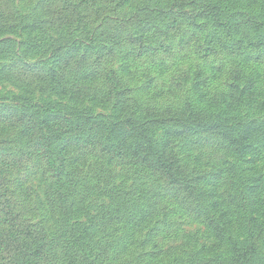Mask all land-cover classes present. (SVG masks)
<instances>
[{"label":"rangeland","instance_id":"obj_1","mask_svg":"<svg viewBox=\"0 0 264 264\" xmlns=\"http://www.w3.org/2000/svg\"><path fill=\"white\" fill-rule=\"evenodd\" d=\"M12 1L28 16L40 0ZM247 3L222 0V27L208 16L195 30L216 33L221 46L237 50L241 41V54L223 46L205 53V41L180 36L194 28L188 21L191 27L177 28L170 42L184 47L130 62L127 52L151 38L135 26L114 30L118 42L97 43L106 50L84 46L71 56L73 50L51 51L35 35L1 29L14 26L12 21L0 23V264H264V129L252 133L250 149L242 142L246 151L240 153L232 141L233 152L220 147L226 142L210 131L188 130L195 127L196 112L264 125L263 30L247 28L249 38H240L234 24L227 25L233 14L264 13ZM127 10L122 6L118 13ZM235 69L253 80L254 96L243 97L244 82L237 83V103L227 113L217 95L229 93ZM90 71L87 83L83 75ZM89 91L108 93L109 100L122 93L125 113L115 100L92 105L71 98ZM76 109L102 114L113 128L76 129ZM128 116L146 129L115 126ZM241 130L233 126L232 137ZM215 137L217 143H197ZM135 141L167 147L188 171L185 182L141 164ZM122 148L127 154H113Z\"/></svg>","mask_w":264,"mask_h":264},{"label":"trees","instance_id":"obj_2","mask_svg":"<svg viewBox=\"0 0 264 264\" xmlns=\"http://www.w3.org/2000/svg\"><path fill=\"white\" fill-rule=\"evenodd\" d=\"M221 1L222 0H40L39 2L37 1L33 11L27 16L28 13H23L22 7L13 4L14 2L12 0H0V23H3L4 25V22L12 21L15 23L14 26L7 27L2 25L3 27L1 29L5 31H15L16 33L19 32L21 37H28V34L35 35L37 36V40L42 41V44L49 42V48H51V51L63 50L66 48L73 50L74 52L70 53L71 56L79 53L80 47L84 46H87V49L96 50L97 53L98 51L106 50L105 47L100 48L97 43H107L106 45H108L111 44V42H118L121 35H115L113 33L114 30L122 29L125 26H135V30L140 34L145 37H151L146 38L148 41L147 43H150L151 45H144V43H146V39H144V43L139 45L137 51H128L126 55L130 62L150 52H159L161 50L170 51L174 48L181 47V41H178L177 45H174L173 43L170 45V42L176 37L175 33L179 30H176L177 28H185L187 30L188 25L190 26L188 22H192L193 24L191 23V25L194 26V28L189 29L190 31L188 32L190 33H187L186 31L180 36L186 37V40L194 42L195 44H199L202 40L203 42L205 41L206 48L201 47L205 53H213L216 51L215 49H222L223 46L225 50L230 52V54H241V51L238 52V50H240L241 41H238L237 50V48H233L225 43L221 46L220 43H222V39L216 33H212L213 35L208 34L210 36L200 35L198 32L195 33V30L198 29L197 22L203 17L209 16L218 24V20L223 17L221 14L222 10L220 9ZM243 1H248L247 4L249 5L250 3L251 7L255 5L260 7L259 1ZM260 2L262 3V7L260 8L264 11V0H260ZM122 6L128 7V10L127 12L120 14L118 13V9ZM188 6L192 11L186 9ZM237 15L233 14L229 17L227 25L234 24L233 26L236 29L233 30V32L239 35L240 38H249L246 29L252 27L257 28L258 30H263L264 34V13L259 18L247 17L241 13H237ZM253 20L255 21L254 25H252ZM218 25L222 27L221 23ZM166 41L169 44L164 45L166 44ZM259 44H264L262 39H259ZM249 45H252V43L250 42ZM251 58L245 56L244 60ZM82 64H85V69L90 66V64L81 63L79 61V65ZM232 73L235 79L229 86V93H220L217 95V101L222 102L225 105L227 113L231 112L236 106L237 101L232 89L236 88L237 83L244 82L245 87L241 90L243 97H246L249 100L254 96L253 80L240 74L239 70L235 69ZM92 75L93 72L91 71L85 73L83 75V80H87V83L90 82ZM114 78L115 76L112 77V79ZM82 97H84L85 100L87 99L90 101L92 105H102L105 102L115 100L121 113H125L122 109V93L121 95L112 96L110 100L108 99V93L106 95L100 93L98 96V94L93 91L86 92L83 96L77 93L71 96L74 101H77ZM214 103L217 104L216 101ZM128 109L129 107H127V110ZM192 113L193 112L190 111V115L193 116ZM196 115L198 117L196 118L195 127H192L193 125H191V129H187L193 130V128H195V132H198L197 130L200 131L201 129L202 132L210 131V133H214L218 139H222V142H226L227 145H221L220 147L228 152H233L232 146L239 153L246 151V147L243 149L242 142H249L250 149L252 144L251 139L253 138L252 133H260L264 129V125L254 126L252 121L248 122L247 125V122H242L239 118L234 119L230 117V115L229 117L225 116L223 113L219 115L209 114L204 118L202 116L199 117V112H196ZM74 116L78 118L77 120L75 118L76 123L74 127L76 129L113 128L112 124L103 121L104 116L102 114H93L92 112L89 113L83 111L77 112L76 109ZM123 118L124 120L115 126L120 129H146L145 123H139L135 117L128 116ZM69 124V128L72 129V123L70 122ZM235 125L244 129L243 131H239V134H241L238 137H232V129ZM109 126L111 127L109 128ZM187 129L184 128L182 133ZM253 129L255 130L253 131ZM175 132L173 134L179 135ZM218 139H216V137L213 139L197 138V143L212 140L217 143ZM91 141H97V137H93ZM231 141L233 142L232 146L229 145ZM81 144L85 146L89 144V141H81ZM134 148L141 164H147L154 171L157 170L159 173L165 174L170 181H176L178 183L180 181L183 183L185 182L186 176L189 174L187 173L188 171L182 168L181 164L176 159L172 160L171 155L167 151V147L153 146V148H151L147 145H140V143L135 141ZM113 154L116 156L125 155L127 154V148L113 151ZM227 165L233 167V164L231 163H227ZM230 170L231 169L227 170L228 174L230 173ZM55 171L58 172L57 170ZM59 179H61L60 176ZM187 189L191 191L196 190V188L185 186L184 190ZM196 192L200 193L199 190H196ZM4 205L7 207L8 202L5 201ZM9 208L11 209V207ZM14 219H17V217L15 216ZM252 251H257V243L252 244Z\"/></svg>","mask_w":264,"mask_h":264}]
</instances>
